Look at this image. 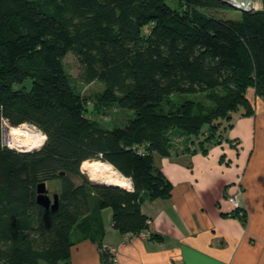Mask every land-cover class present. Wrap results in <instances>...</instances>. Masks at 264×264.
Wrapping results in <instances>:
<instances>
[{"label": "trees", "instance_id": "trees-1", "mask_svg": "<svg viewBox=\"0 0 264 264\" xmlns=\"http://www.w3.org/2000/svg\"><path fill=\"white\" fill-rule=\"evenodd\" d=\"M178 1L0 0V264H70L72 247L86 238L98 242L102 264H116L103 247L101 211L111 207L122 233L147 230L143 201L173 190L155 156L179 146L206 151L236 113L253 112L250 89L264 97V0L239 18L214 12L235 8L224 0ZM70 52L78 80L103 84L93 110L65 68ZM173 93L206 101H174ZM117 106L133 113L121 126L91 116ZM3 122L37 127L44 143L7 146ZM94 159L132 188L92 182L81 164ZM53 179L56 211L36 200L37 185Z\"/></svg>", "mask_w": 264, "mask_h": 264}, {"label": "crops", "instance_id": "crops-1", "mask_svg": "<svg viewBox=\"0 0 264 264\" xmlns=\"http://www.w3.org/2000/svg\"><path fill=\"white\" fill-rule=\"evenodd\" d=\"M249 96L253 112L236 113L206 151L155 156L173 183L170 197L142 203L145 231L159 237L122 233L112 210L101 211L103 247L116 264H264V97ZM70 264H102L98 242L78 241Z\"/></svg>", "mask_w": 264, "mask_h": 264}, {"label": "rangeland", "instance_id": "rangeland-1", "mask_svg": "<svg viewBox=\"0 0 264 264\" xmlns=\"http://www.w3.org/2000/svg\"><path fill=\"white\" fill-rule=\"evenodd\" d=\"M167 2L171 5L173 4H180L178 0H167ZM256 3V5L254 4ZM262 7V0H254L253 2V9L261 8ZM217 15L220 16H225L227 18H239L240 17V11L235 9V8H227L226 10L224 9H219L214 11ZM64 65L65 68L71 78V82L74 85V87L82 92L83 95L87 96L89 99L88 107L89 109L93 110V101L96 99L97 92L101 91L103 88V84H101L98 81H92L90 83H84L78 80V73L80 69V64L77 59V57L72 53H68L65 58H64ZM25 87L28 89L31 85V80L28 79L25 82ZM174 101L178 100H185V99H202L204 102L206 99H204V94L203 93H173L170 95ZM92 117H95L104 127L106 128H114L117 126L123 125L128 117H133V113L131 110L126 109V108H121V107H112L111 109H107L104 113L103 111L96 110L91 113ZM33 126V125H32ZM9 125L6 122H3V142L7 143L9 140L12 141L11 135L8 134L9 130ZM35 127V126H34ZM37 128V127H35ZM196 140V138H195ZM13 142V141H12ZM179 145L181 141H178ZM15 146H17L15 144ZM18 147V146H17ZM23 148V147H22ZM38 148H35L33 150H36ZM179 149H182L179 146ZM32 151V150H31ZM85 173V172H84ZM86 174V173H85ZM87 175V174H86ZM88 176V175H87ZM89 177V176H88ZM71 179L76 183H80L81 179L75 175H71ZM90 179V177H89ZM57 180H48L46 182V186L48 188V193L52 197L53 193L56 191L57 188ZM110 210L111 207H108Z\"/></svg>", "mask_w": 264, "mask_h": 264}, {"label": "bare ground", "instance_id": "bare-ground-1", "mask_svg": "<svg viewBox=\"0 0 264 264\" xmlns=\"http://www.w3.org/2000/svg\"><path fill=\"white\" fill-rule=\"evenodd\" d=\"M256 5V3H254ZM8 134L11 135L14 145L35 149L42 146L46 135L38 128L23 123L19 126H10ZM81 169L92 180L105 182L108 184L119 185L129 189L131 181L128 177L121 174L111 163L102 160H84Z\"/></svg>", "mask_w": 264, "mask_h": 264}, {"label": "water", "instance_id": "water-1", "mask_svg": "<svg viewBox=\"0 0 264 264\" xmlns=\"http://www.w3.org/2000/svg\"><path fill=\"white\" fill-rule=\"evenodd\" d=\"M226 2H228L229 4H231L232 6H234L235 8H237L240 11H249L253 9V2L254 0H224ZM18 146V145H17ZM15 146L13 148H15L16 150L19 151H31L33 149H27L26 147L22 148L21 146ZM90 180L92 182L95 183H100V184H108L105 182H99V181H95L92 180L90 178ZM108 185H115V184H108ZM119 186V185H116ZM127 189V188H125ZM48 188L46 186V182H40L37 185V197L36 200L37 202L46 207V208H50L52 211H56L58 209V193H53L52 197L49 195L48 193Z\"/></svg>", "mask_w": 264, "mask_h": 264}, {"label": "built area", "instance_id": "built-area-1", "mask_svg": "<svg viewBox=\"0 0 264 264\" xmlns=\"http://www.w3.org/2000/svg\"><path fill=\"white\" fill-rule=\"evenodd\" d=\"M5 143V142H4ZM7 146H9V147H14V142H12V141H8L7 143H5ZM132 188V186L129 188V189H131ZM230 199H231V201L233 202V204H235V206H238V202H237V198H236V196H231L230 197ZM240 213L242 214L243 213V211H240ZM141 237H148V236H150V233L148 232V231H142V232H140V233H138Z\"/></svg>", "mask_w": 264, "mask_h": 264}, {"label": "flooded vegetation", "instance_id": "flooded-vegetation-1", "mask_svg": "<svg viewBox=\"0 0 264 264\" xmlns=\"http://www.w3.org/2000/svg\"><path fill=\"white\" fill-rule=\"evenodd\" d=\"M50 195V194H49Z\"/></svg>", "mask_w": 264, "mask_h": 264}]
</instances>
